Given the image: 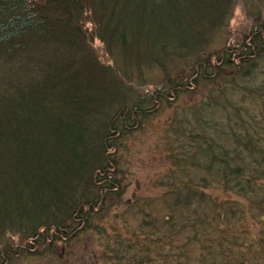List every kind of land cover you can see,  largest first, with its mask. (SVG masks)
Here are the masks:
<instances>
[{
  "label": "trees",
  "instance_id": "obj_1",
  "mask_svg": "<svg viewBox=\"0 0 264 264\" xmlns=\"http://www.w3.org/2000/svg\"><path fill=\"white\" fill-rule=\"evenodd\" d=\"M233 2L0 0V264L94 232L102 264H264V22L211 47ZM167 106V212L110 238L123 141Z\"/></svg>",
  "mask_w": 264,
  "mask_h": 264
},
{
  "label": "rangeland",
  "instance_id": "obj_2",
  "mask_svg": "<svg viewBox=\"0 0 264 264\" xmlns=\"http://www.w3.org/2000/svg\"><path fill=\"white\" fill-rule=\"evenodd\" d=\"M262 22H264V0H234L224 34L215 38L211 47L218 49L225 44L235 45L245 33ZM94 46L103 62L112 63L103 42L95 38ZM210 49L207 53L211 52ZM7 70L8 66L5 68L1 60L0 83ZM206 88L202 86L201 90L184 95L178 102L179 106L202 101L207 95L208 88ZM174 113L175 108L169 106L161 109L141 128L124 139L119 156L127 184L126 192L122 198L110 199L108 209L98 221L107 226L110 238L118 234L127 239L134 238V232L139 230L140 223L147 214L144 212L146 210L158 217H162L167 212V204L161 197L166 187L160 183V180L173 166L170 158L172 137L168 135L167 122ZM211 192L223 198L229 196L222 189L212 188ZM125 224H128V227ZM89 235L92 236H86L87 240L85 238L76 240L71 245L70 251L63 249L62 253L53 257L22 258L16 260L14 264H102L104 261L101 257L102 249L108 239L105 235L101 236L96 232ZM14 238L16 241L19 240L16 236Z\"/></svg>",
  "mask_w": 264,
  "mask_h": 264
}]
</instances>
